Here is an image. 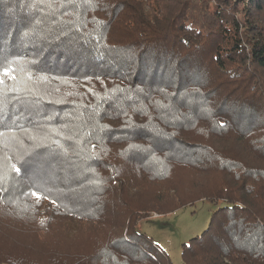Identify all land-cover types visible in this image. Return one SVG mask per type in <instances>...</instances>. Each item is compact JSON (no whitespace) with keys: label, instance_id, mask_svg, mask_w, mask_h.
<instances>
[{"label":"trees","instance_id":"trees-1","mask_svg":"<svg viewBox=\"0 0 264 264\" xmlns=\"http://www.w3.org/2000/svg\"><path fill=\"white\" fill-rule=\"evenodd\" d=\"M3 69L0 264H264V0H0Z\"/></svg>","mask_w":264,"mask_h":264},{"label":"rangeland","instance_id":"rangeland-1","mask_svg":"<svg viewBox=\"0 0 264 264\" xmlns=\"http://www.w3.org/2000/svg\"><path fill=\"white\" fill-rule=\"evenodd\" d=\"M239 18L242 19V15ZM44 167L43 163V167L37 166L34 170L44 172ZM216 207L206 201H198L193 206H185L166 216L151 213L137 223V230L150 237L173 264H183L181 245L206 228L210 213Z\"/></svg>","mask_w":264,"mask_h":264},{"label":"snow or ice","instance_id":"snow-or-ice-1","mask_svg":"<svg viewBox=\"0 0 264 264\" xmlns=\"http://www.w3.org/2000/svg\"><path fill=\"white\" fill-rule=\"evenodd\" d=\"M0 74H2V75H9L7 69L0 70ZM12 78L15 79L14 76ZM2 83H3V80H0V84H2ZM32 195L36 196L38 199L41 198L40 195H39V193H37V192H33Z\"/></svg>","mask_w":264,"mask_h":264},{"label":"bare ground","instance_id":"bare-ground-1","mask_svg":"<svg viewBox=\"0 0 264 264\" xmlns=\"http://www.w3.org/2000/svg\"><path fill=\"white\" fill-rule=\"evenodd\" d=\"M203 218V217H202Z\"/></svg>","mask_w":264,"mask_h":264}]
</instances>
